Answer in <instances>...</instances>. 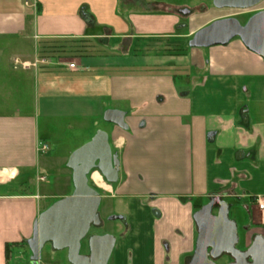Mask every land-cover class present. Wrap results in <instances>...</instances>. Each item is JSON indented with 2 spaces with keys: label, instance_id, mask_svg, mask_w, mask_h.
<instances>
[{
  "label": "crops",
  "instance_id": "obj_1",
  "mask_svg": "<svg viewBox=\"0 0 264 264\" xmlns=\"http://www.w3.org/2000/svg\"><path fill=\"white\" fill-rule=\"evenodd\" d=\"M5 3L0 73L12 81L0 98V264H70L67 249L51 244L36 261L27 245L14 246L8 260L4 248L29 239L43 206L73 192L71 169L52 162H67L89 131H105L119 161L115 182L91 175L100 202L123 203V229L109 230L118 234L110 264H186L198 205L219 196L230 212L228 200L255 206L264 195V59L239 38L202 49H142L141 40L171 38L170 11L124 14L118 7L127 0ZM106 109L123 111L127 128L103 120L92 130ZM62 122L72 134L64 142ZM41 168L53 171L52 183ZM232 212L245 218L237 206ZM87 249L84 242L80 252Z\"/></svg>",
  "mask_w": 264,
  "mask_h": 264
},
{
  "label": "water",
  "instance_id": "obj_2",
  "mask_svg": "<svg viewBox=\"0 0 264 264\" xmlns=\"http://www.w3.org/2000/svg\"><path fill=\"white\" fill-rule=\"evenodd\" d=\"M261 1L212 0V5L218 9H249ZM234 37L264 59V8L253 12L244 22L236 16L215 18L193 32L188 46L204 48L226 44ZM102 118L127 128L121 110L106 109ZM66 165L72 171L73 192L55 200L38 214L32 236L26 240L31 251L30 258L36 261L42 247L50 243L55 250L67 249L70 264H107L115 236H88L91 226L101 224L98 214L101 197L99 191L89 184V177L95 170L108 183L115 182L118 177L119 161L112 153L107 133L97 130L89 141L70 153ZM213 210L216 212L213 213ZM153 213L157 214L155 210ZM192 218L197 236L193 253L186 264H217L214 259L222 255L232 259L223 264H264V236L255 234L244 250L238 248L237 223L229 217V204L219 196L210 197L193 213ZM109 219H121V216L112 215ZM84 239L87 255L80 252Z\"/></svg>",
  "mask_w": 264,
  "mask_h": 264
},
{
  "label": "rangeland",
  "instance_id": "obj_3",
  "mask_svg": "<svg viewBox=\"0 0 264 264\" xmlns=\"http://www.w3.org/2000/svg\"><path fill=\"white\" fill-rule=\"evenodd\" d=\"M5 1L7 0H0V10L4 9L6 3ZM20 2H23V0H19ZM136 1V0H135ZM131 2L130 0H127V5H119V10L123 12L124 14L128 13H133V14H146L148 12H153L156 11V13L160 14L164 10H168V15H171L175 19L174 23V31L173 35L169 39H162V38H156V39H151V40H141L138 45V47H141L142 49L146 48V46H150L153 49L159 50V51H177L178 48L180 47H185L186 49L188 48L187 42L193 32L200 28L201 26L209 23L215 18L223 17L225 15H231V16H236L238 19H240L242 22H244L253 12L258 10L259 8L264 7V0H262L259 4L256 6L249 8V9H233V10H226V9H215V7L212 5V0H138L136 3L134 0L132 2L134 3H129ZM147 3V5H146ZM179 8H188L190 14L189 15H181V13L178 11ZM150 10V11H149ZM183 24L181 27L178 28ZM178 28V29H177ZM166 41V44H165ZM92 47V46H89ZM114 45L110 46L107 45L106 51H112ZM168 49V50H167ZM185 49V50H186ZM202 49V48H200ZM7 48L2 46V42L0 40V67L5 66V58L3 57L4 54L6 53ZM136 50H139L138 48ZM92 48L89 49V52H92ZM12 78L8 74L0 73V98L2 99L7 91L4 89L8 88V85H11ZM13 99L12 96L8 97V102H10ZM105 122L103 121V118L100 117L97 120L93 121L90 123L92 126V130H94V126L96 124H101L99 128H104ZM65 122H62V127L58 131V133H61V136H63V140L61 142H64L68 140L72 134L70 131H67L66 128L64 127ZM103 125V126H102ZM73 129V128H72ZM75 130L78 131V128L75 127ZM75 130L73 129V133L75 134ZM99 130V129H97ZM96 130V131H97ZM95 131V132H96ZM94 131H89V140L92 138V136L95 133ZM77 138V136H75ZM87 142V141H86ZM84 144V143H83ZM62 154V153H61ZM55 165V170L59 169L60 171L64 172L65 170L68 169L66 166L67 162L62 163V160L59 159L57 156L53 159V162ZM36 170H38V167L35 168L32 171V174L36 173ZM42 172L44 171L41 168ZM45 175L47 177V183L50 182L52 183L53 177L51 170H45ZM97 172V171H96ZM89 184L92 186L96 185L91 179V176L89 177ZM67 192H69L67 195L71 194L72 188L68 187ZM64 195V196H67ZM228 202L232 203V206H237L240 211H242L245 214L244 219H240L237 214H235L233 211V208H231V211L229 212V217L237 222V228L239 232V244L238 247L241 249L246 245L245 239L250 238V241L252 240V237L255 234H263L264 235V211L258 210L256 206L251 201H242L237 203V200H228ZM47 205L43 206V209L46 208ZM110 209H107V208ZM254 210V214L256 220L254 223L251 221V211ZM98 213L100 215V220L101 224L98 226H91L88 235H104V234H111L109 233L110 231L116 230L115 227L113 226H120L121 229H123V226L121 225V222L119 219H109L110 216L112 215H122L124 213L123 210V203L118 201V199L115 198H107L103 199L100 202L99 208H98ZM259 232V233H258ZM115 237H118V234H112ZM86 239V238H85ZM47 247H49L50 243H46ZM52 247V246H51ZM84 247V246H83ZM84 250V249H83ZM48 251L51 255V260L50 262H53L54 258V253L52 252L53 249L51 248ZM227 257H222L221 261L226 260ZM110 261V260H109ZM67 264V263H66ZM110 264V262H108Z\"/></svg>",
  "mask_w": 264,
  "mask_h": 264
},
{
  "label": "trees",
  "instance_id": "obj_4",
  "mask_svg": "<svg viewBox=\"0 0 264 264\" xmlns=\"http://www.w3.org/2000/svg\"><path fill=\"white\" fill-rule=\"evenodd\" d=\"M216 9V8H215ZM223 9H226V10H233L234 8H223ZM217 10H219V9H217ZM187 44V46H188V42L186 43ZM185 47H180V48H178V50H183ZM188 48H189V46H188ZM201 206L200 205H198L197 207H196V209H199ZM24 244V245H27V243H26V240H23V241H21V242H11V243H6L5 244V248H4V253H5V258L8 260V258H10V254L12 253V251H13V247L14 246H16V245H22V244ZM17 246V247H18ZM191 256V255H190ZM190 256H189V258H190ZM188 258V259H189ZM228 259H229V257H227Z\"/></svg>",
  "mask_w": 264,
  "mask_h": 264
},
{
  "label": "built area",
  "instance_id": "obj_5",
  "mask_svg": "<svg viewBox=\"0 0 264 264\" xmlns=\"http://www.w3.org/2000/svg\"><path fill=\"white\" fill-rule=\"evenodd\" d=\"M39 60L42 61V59H39ZM15 62H17L16 59H15ZM36 62L37 61H34L32 64H29L28 62H23L21 65L23 67H28L29 65L36 66ZM68 66L70 68H73L74 67V63L70 62V63H68ZM42 148H46V145H43ZM254 203H255V206L257 207L258 210L264 211V195H257L255 197Z\"/></svg>",
  "mask_w": 264,
  "mask_h": 264
},
{
  "label": "flooded vegetation",
  "instance_id": "obj_6",
  "mask_svg": "<svg viewBox=\"0 0 264 264\" xmlns=\"http://www.w3.org/2000/svg\"><path fill=\"white\" fill-rule=\"evenodd\" d=\"M178 11L181 13V15H189L190 14V12H189V9L188 8H179L178 9ZM227 16V15H226ZM229 16H231L230 14H229ZM216 211L215 210H213V213H215ZM88 236H90V235H88ZM84 242H86V240L84 239V241H83V243ZM238 244H239V241H238V243H237V247H238ZM248 246V245H247ZM246 246V247H247ZM246 247H242L241 248V250H244ZM239 248V247H238ZM84 254H88V249L86 250V253H84ZM222 257H229V256H227V255H222V256H220V257H218V258H216V259H214V261L217 263V264H223V263H227V262H230V261H232V259L229 257V259L227 258L226 260H223V261H221V258Z\"/></svg>",
  "mask_w": 264,
  "mask_h": 264
},
{
  "label": "bare ground",
  "instance_id": "obj_7",
  "mask_svg": "<svg viewBox=\"0 0 264 264\" xmlns=\"http://www.w3.org/2000/svg\"><path fill=\"white\" fill-rule=\"evenodd\" d=\"M93 173V172H92ZM92 175V174H91Z\"/></svg>",
  "mask_w": 264,
  "mask_h": 264
}]
</instances>
